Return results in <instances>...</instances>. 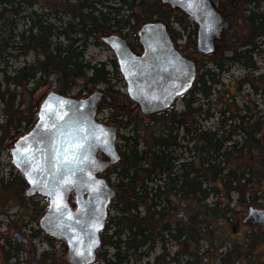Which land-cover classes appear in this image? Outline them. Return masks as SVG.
Here are the masks:
<instances>
[{
	"label": "trees",
	"instance_id": "trees-1",
	"mask_svg": "<svg viewBox=\"0 0 264 264\" xmlns=\"http://www.w3.org/2000/svg\"><path fill=\"white\" fill-rule=\"evenodd\" d=\"M41 1L48 4L36 12L34 8L40 0H0V103L4 106L0 122L1 148L4 142L8 145L33 124L40 105L34 95L49 86V79L54 74L60 77L58 88L62 96L68 95L79 83L88 91L102 85L107 93L118 95L111 84L112 73H117L114 61L111 62L112 71L107 69L108 63L92 65L84 61L88 44L101 46L102 36L113 30L122 32L129 28L136 32L140 20L155 16L168 24L173 19L180 33L191 29L185 14L166 13L156 6L157 0ZM46 8L55 16L63 13L75 20L74 36L66 43L58 41L62 32L47 20L48 13L42 11ZM223 9L230 23L234 22L237 27L241 23L245 30L244 40L239 44L234 42L227 53L211 59L212 69L198 77L181 112L164 116L165 120L157 130L135 122L131 137L120 135L121 164L114 170L117 195L111 207L115 215L106 221L99 264H138L144 255V245L152 243L149 249L154 250L156 242L161 253L152 264H202L201 242H205V254L210 253V256H216L215 252L223 246L219 240L208 236L210 223L198 221L201 211L209 218H216L210 212L220 205L213 202L209 206L208 199L224 192L226 213L231 212V193L236 192L239 201L244 199L242 189L250 183V175L254 172L250 166L254 152L258 153L259 170L264 178L261 145L264 114L254 118L253 123L245 122V116L238 119L231 116L225 124L221 120L214 129L201 130L198 126L197 118L211 117L210 108L204 110L199 102L209 103L214 86L219 84V74L236 64L254 71L253 57L260 54L257 42L264 44V0H220L219 10ZM17 19L23 20L25 26L19 32H15ZM177 37L182 38L178 33ZM29 53L35 54L32 63H24L10 72L7 70L10 61L24 59ZM259 81L260 86H254V90L261 89L264 96V81L261 78ZM224 112L219 110L221 115ZM190 117L191 123L188 122ZM122 118L114 119L112 127L127 128L131 122L124 123ZM183 126L185 135H191L185 136L184 140L190 139L193 143L192 147L185 146L186 152L195 159L177 166L174 165L176 150L172 148L176 149L177 137L172 133ZM226 126L228 130H224ZM161 177L165 179L162 184ZM24 186L19 175L10 173L7 179L0 177V195L13 188L16 201L20 203ZM180 211L190 215V224L176 219ZM168 241L174 244L173 254L166 249ZM46 242L52 246L51 240L46 239ZM11 243L10 240L6 242L10 248L5 252V264L22 252L18 244L12 247Z\"/></svg>",
	"mask_w": 264,
	"mask_h": 264
},
{
	"label": "water",
	"instance_id": "water-1",
	"mask_svg": "<svg viewBox=\"0 0 264 264\" xmlns=\"http://www.w3.org/2000/svg\"><path fill=\"white\" fill-rule=\"evenodd\" d=\"M161 1L178 8L198 25V44L204 53L212 51L213 40L228 27V23L215 11L220 0ZM139 37L142 44H145L151 37V27L144 26ZM103 43L115 53L122 74L125 75L128 70L131 72L135 86L129 89V93L136 95L135 100L142 106L146 105L144 110H149V113L165 109L169 104L161 105L160 101L158 107L150 105L147 93L153 92L154 100L158 101L163 100L165 93L171 89L179 88L173 98L181 96L190 88L191 75L177 77L181 71L178 63H174L172 68L168 60L160 61L159 56H155L157 65L149 64L144 58L134 59L126 42L115 35L105 37ZM174 57L178 55L175 53ZM127 59L133 60L130 66ZM58 78L56 74L50 77L52 90L57 88ZM102 96V93L96 91L88 100L71 101L53 93L48 94L38 107V118L31 133L20 139L11 150L12 164L28 185L26 196L36 193L50 195L51 206L41 220V228L55 240L65 241V260L68 264L94 262V252L99 244L98 233L106 218V207L115 197V190L96 180L95 176L100 169L94 158L88 156V153H93L94 144L97 139H101L100 135L105 136L107 144L113 141V130L95 134L96 129L102 128L94 124L92 108ZM84 106L87 108L85 112L81 109ZM45 138H49L50 145ZM48 147L52 149L49 159L52 162L60 160L58 169L47 160ZM109 157L110 163H114L112 152H109ZM71 186H74L80 199L88 194V201L82 203L79 213H71L68 208L67 197ZM249 212L250 217L254 216L255 228L258 224L264 225V211L249 208ZM178 219L186 222L183 213ZM13 239L31 254L28 239L19 231L14 233ZM31 264H37L34 258ZM214 264L222 262L218 259ZM235 264L242 263L237 261Z\"/></svg>",
	"mask_w": 264,
	"mask_h": 264
},
{
	"label": "rangeland",
	"instance_id": "rangeland-1",
	"mask_svg": "<svg viewBox=\"0 0 264 264\" xmlns=\"http://www.w3.org/2000/svg\"><path fill=\"white\" fill-rule=\"evenodd\" d=\"M48 3L45 1H40L38 6H35L34 10L36 12H40L42 7L46 6ZM44 13H48L47 20L55 25L56 28L60 29L62 32L58 38V41L66 43V41L74 36V29L76 22L75 20L67 14L58 13L56 16L50 12L48 8L42 10ZM122 14L126 15V12L123 11ZM15 32H19L21 29L25 28L23 20H18L16 22ZM231 25V36L234 39V42L240 43L244 40L245 30L241 23L239 26H235L234 22L230 23ZM177 27V26H176ZM258 50L260 51L259 55H254L253 62L255 64L256 69L245 70L240 65H230L228 67V71L219 74V84L214 86L212 90V97L209 99V103L206 101H200L199 104L203 105V109L207 110L210 108L209 113L211 114L210 119L207 121L203 120V116L197 118L198 126L201 127L202 130L214 129L218 126L219 122L224 119L226 120L228 117L237 116L238 117H248L245 118V122L249 121V123L254 122V118L264 114V96L261 95V89L258 92H254L252 85L249 82L243 81L244 79L252 80L254 78H258L259 76L264 77V44L260 41L257 42ZM179 47L183 50L187 43H185V35H183L182 39L178 41ZM188 52H190L191 48H185ZM225 51V50H224ZM222 50L218 53V57L223 55ZM194 56V55H191ZM112 57L111 52L104 46L96 47L93 44H88L84 50L83 59L86 62H90V64H97L102 62H107ZM35 60V54L29 53L26 58L13 60L8 63L7 70L10 72L15 68H19L24 65V63L29 64ZM201 61V59H199ZM204 64L201 61L199 67V74L204 71L205 68L212 69L210 66V60L207 59ZM2 66L0 65V68ZM216 72V71H214ZM1 80V75H0ZM49 86L46 89L40 90L34 95V99L38 100V103H41L44 97L49 94L52 89V82L49 79ZM111 84H115V90H117L120 95H123L125 89L123 87V83L121 82L120 76L114 75L111 79ZM260 81H254V86L259 87ZM262 86V85H261ZM100 90H103L102 85H98ZM261 88V87H260ZM96 89L86 90L81 83L78 84L74 89H72L69 96L77 97L92 94ZM214 91V92H213ZM220 98L222 99L221 102ZM224 102V103H223ZM221 103V105L219 104ZM127 100L119 97L117 100H114L109 103H103L101 106V117L106 120L108 119L111 124L114 119L119 120V116L122 115L123 108L126 106ZM219 104V105H218ZM217 106V107H215ZM178 109H182L181 101L178 103ZM219 110L225 111L224 116L219 113ZM3 111L4 106L0 103V122L3 119ZM236 120V119H235ZM130 119L126 116L123 117V122L128 123ZM237 121V120H236ZM230 122H226L229 124ZM237 123V122H233ZM130 125V126H129ZM133 127L132 122L126 127L116 129L117 135L124 137H131V129ZM156 129V128H155ZM228 130L226 126L224 130ZM25 132V130L23 131ZM22 132V133H23ZM264 133V129L262 134ZM236 138V137H234ZM7 143L4 142L3 147H0V177L7 179L10 173H14V170L11 166V158L7 149ZM121 145V141L118 139V144ZM262 150L264 151V140L261 142ZM254 156V160L250 163L252 170L254 171L250 175V183L242 189L245 191L244 199L239 201V195L234 192L230 194V203L229 209L231 212L225 211V203L227 202L226 196L224 192H220L218 196H212L208 199L207 204L212 206L213 202H216L220 205V208H213L210 212L214 218H209L206 212L201 211L198 213V221L202 224L208 222L210 223L209 234L210 238L215 239V241H220L224 246L223 250L229 253L227 259H233L232 264L238 260L244 264H262L264 260V233L262 232L259 236L255 233L249 232L247 229H242L239 231V234L232 233L231 227L234 225L235 219L242 216L243 213L247 214V210L249 207H252L257 210H264V178L259 170V161H258V153L254 152L252 154ZM111 181H114L113 174H111ZM114 202L111 203V207ZM47 205V201L42 198L36 197L29 200H24L20 203L16 201L15 193L13 188L10 191L2 193L0 195V264H5V252L9 251V246H7L6 242L10 240L12 243V247L17 242L13 239V235L16 231H19L24 236H27L30 242L31 254L25 252L24 247L19 245L22 248V252H20L16 258L11 259L7 264H31L32 258L37 262V264H62L65 262V252L61 245H55L52 243L50 247L46 242V238L44 235L38 230V218L41 212H38L39 209H43ZM179 213V212H178ZM177 213V214H178ZM181 213V211H180ZM186 216L189 218V214L184 212ZM115 215V211L113 208L109 209L108 219ZM179 221V220H178ZM39 232L40 234H37ZM32 235H36L35 238H32ZM166 249L168 252L173 254L175 252L174 244H171L170 241L166 244ZM207 246L205 242L200 243L199 254L202 255L200 262L204 264L207 259H210V262L218 260L221 258L222 248L218 250L216 256H210V253H206ZM111 253V249L108 251ZM11 253L15 255V252L11 250ZM44 253H47L46 257H42ZM161 253L160 246L156 248L153 252L151 258L158 256ZM217 258V259H213ZM144 261V260H143ZM66 263V262H65ZM142 264V262L138 263Z\"/></svg>",
	"mask_w": 264,
	"mask_h": 264
},
{
	"label": "flooded vegetation",
	"instance_id": "flooded-vegetation-1",
	"mask_svg": "<svg viewBox=\"0 0 264 264\" xmlns=\"http://www.w3.org/2000/svg\"><path fill=\"white\" fill-rule=\"evenodd\" d=\"M220 2V1H219ZM156 6L164 11V12H168V13H172V14H176V13H180L181 11L176 8V7H172L167 3H162L161 0H157V4ZM215 11L217 13V15H219L222 20L226 21L228 23V27L225 30H222L219 37L217 39H214L212 42V51L209 53H204L202 52V49H200L199 44H198V32H199V28L198 25L190 20L191 22V29H188L187 32H179V27L176 23H174L173 19L172 21L168 24L165 21H163V19L158 18L157 16L152 17L150 19H146V20H140L138 23V30L136 32H134L133 30H130L129 28H126V30H123L122 32H116V31H110L108 33H106L104 36H102V42L103 39L107 36L110 35H115L118 36L120 38H122L128 48L130 53L132 54V56H134V59H142L144 58V60L146 62H148L149 64H153V65H157L155 56H159L160 61H162L163 59L168 60V63L171 65V67L173 68L174 63H178V67L181 68L180 74L177 76L178 78H180V76H185V75H191V85L190 88L181 96H176L173 97V95H175L176 93H178V87H176L175 89H171L170 91H167L164 95L163 100H154V96H153V92H149L146 94V97L149 98V104L150 105H154L156 107L160 106L159 102H161V105H166L169 104L167 106V108L165 109H161V110H156L154 112L149 113V110H144L146 107V105L142 106L139 102H137L135 99L137 98L136 95H131L129 93V89H131L133 86H135L134 84V79L132 77L131 72L128 70L126 72L125 75L122 74L120 67H119V60L116 57L115 53L110 49V47L104 45L112 54V57L107 61V62H102V63H108L109 66L107 67V69L109 71H112V67H111V62L114 61L116 68H117V73H112V77L114 75L120 76L121 82L123 83V87L125 89L123 95H120V93L115 90V84L114 85V90L118 92V95L115 94H111V93H107L103 87V90H99L100 93L103 94V96L101 97V99L95 104V106L91 109L93 111L94 117H93V122L95 125H97L98 127L102 128V129H96L95 130V134H99V133H103L105 132V130H113V141L111 144H107L105 136H101V139H97V142L94 144V148H93V153H88V156L93 157L95 162L98 164L100 171L97 172L95 178L97 181L100 182H104L107 184V186H109L111 189L115 190V197L117 195V191H116V184H117V178H116V173H114V170L118 167V165L121 164V145H117L118 144V139L120 140V136L117 135V131L114 127H112L111 122L107 119V120H103V118L101 117L100 113H101V106L102 104L105 102L109 103L112 102L114 100H117L119 97L124 98L125 100H127V104L126 106L123 108L122 111V115H120L118 118L119 120L122 117H128L130 119V122H132V124L139 123L142 125V127H148V128H157L159 127V125L165 120V117L167 114H170L172 112L175 113H179L184 109V102H185V98H188V94H190L192 92V90L194 89V85L196 80L198 79V77L205 71L208 70L209 68H205L204 71L202 73L199 74V67L201 64V61L204 62V64L206 63L205 61L207 59L210 60V66L211 65V59L215 56L218 55L219 52H221L222 50L224 51V53H227L228 50H230L232 48V44H234V39L231 38V36H229L228 34H231L230 32H232V28L230 25V22L228 21L227 17H226V13L225 10H219V3L217 5V7H215ZM183 13V12H181ZM184 14V13H183ZM150 26L151 27V37L150 39L145 43L142 44L141 40H140V33L142 31V28L144 26ZM177 26V27H176ZM177 33L181 35V37H183V35H185V43H187V45L185 46V48H191L190 52H188L187 54V50L184 48V50L179 47L178 41L181 39H178L177 37ZM191 35L190 39L188 38V35ZM103 45V44H102ZM101 45V46H102ZM100 47V46H97ZM177 54L178 57L175 58L174 54ZM222 53V54H224ZM194 55V56H191ZM201 59V61L199 60ZM127 64L128 66H130L133 63L132 59H127ZM203 66V65H202ZM177 67V68H178ZM178 68V70H179ZM60 78V77H59ZM59 78H58V86L56 89L52 90L50 93H53L55 96H58L60 98H67L70 99L71 101H77V100H88L92 97V94H90L89 96L87 95H83L80 96L79 98L77 97H73V96H62L60 94L59 91ZM261 78V81H264V77L263 76H259L258 78H254L252 80L249 79H244L243 81L245 82H249L253 85V91L254 90V81H258ZM112 79V78H111ZM52 89V88H51ZM49 93V94H50ZM257 93V92H256ZM48 95V94H47ZM46 95V96H47ZM45 96V97H46ZM44 97V98H45ZM44 100V99H43ZM141 100L144 101V99L141 98ZM221 98H220V102H221ZM181 101L182 103V109H178V103ZM224 103V102H223ZM81 109L83 110V112H85V110L87 109L86 106L81 107ZM90 110V111H91ZM88 112V114H90L91 112ZM87 114V115H88ZM224 116V115H223ZM38 118V113L36 114L35 120L33 122V124L30 125V127L25 130V132L21 133L20 135H18L14 140H12L8 145H7V149L11 158V166L14 170V175H19L23 181H24V188L22 189V197L25 200H29L32 198H42L43 200L47 201V205L43 208V209H37L38 212L42 213L40 214L39 218H38V230L41 231V233L44 235V237L46 239L51 240L52 243H54L55 245H61L63 247V250L65 252V257H66V250H67V244L65 243V241H57L55 240L52 236L47 235L45 232H43L42 228H41V220L43 219V217L46 215V213L48 212L50 206H51V197L49 194H47V196L44 195H40L38 193L32 195V196H26L25 192L28 189V185L26 184L23 176L21 175L20 171L13 166L12 164V155H11V150L14 148V145L20 140V139H24L25 136H28L32 129L34 128L35 124H36V120ZM247 118V117H245ZM188 122H192L191 121V117L188 118ZM207 119H210L209 117H204L203 120L207 121ZM123 120V118H122ZM224 122L223 124H225V120L222 119ZM129 122V121H128ZM200 127V126H199ZM221 127V126H220ZM191 128V127H190ZM201 129V127H200ZM202 130V129H201ZM206 130V129H204ZM184 131V126L180 128L179 131H174L172 133V135L174 136L176 134V149L174 147L173 150H176V153H174L175 158H177L176 161H174V165L180 166L181 163H184L186 161H192L195 159L194 158H190L189 157V153L186 152V145L192 147L193 143L190 141V139H186L184 140V137L187 136L189 138V136L191 137V135H185ZM46 142H49L48 145H50V141L49 138H45ZM47 160L49 162H51L57 169H58V165L60 160H53V162L51 161V159H49V156H51L52 153V149L51 148H47ZM109 152H112V154L115 156V162L114 163H110V157H109ZM180 159V160H179ZM179 160V161H178ZM180 163V164H179ZM111 174H113L114 177V181H111ZM165 177V176H163ZM163 177H161V184L163 183V181L165 180ZM115 197L113 199L110 200L109 204L106 207V218L103 222V226L101 228V230L98 233V240H99V244L98 247L96 248L95 252H94V257L95 260L94 262L90 263V264H99L102 261L101 258V252H102V235L103 232L105 230V226H106V221L108 219V214H109V209L111 208V203L113 202V200L115 199ZM88 201V194H85L84 197H82L80 199V197H78L77 192L74 190V186L70 187V191L68 193V197H67V204H68V208L69 211L71 213H79L78 210H82V203L87 202ZM252 208V207H249ZM249 208L247 210V214L243 213L242 216L238 217L237 219H235L234 221V225L231 227V231L232 233L235 234H239L238 232L241 231L242 229H247L249 232L254 233L259 236L262 232L264 233V225L262 224H258V226H256V228L254 227V216L250 217V212H249ZM254 210V208H252ZM257 210V209H255ZM258 211H264V210H258ZM81 213V212H80ZM187 220L186 222H182L183 224H190L191 218L189 215V218L186 217ZM176 219L178 220V216L176 217ZM153 244L152 243H146L144 245L143 248V258L141 260L142 264H152L154 262V258H151L153 252L155 251L156 248H159V244L158 242H156L155 248L154 250H150L149 247H152ZM224 246H222V253H221V258H219V260H221L222 264H232L231 262L233 261V259H227V257L229 256V253L225 250H223ZM213 259H217V258H213ZM144 260V261H143ZM216 261V260H215ZM210 262V259H207L204 264H214V262ZM238 260H236L233 264H235ZM66 262V260H65ZM64 262V263H65ZM242 263V262H241ZM65 264H68L67 262ZM244 264V263H242Z\"/></svg>",
	"mask_w": 264,
	"mask_h": 264
},
{
	"label": "bare ground",
	"instance_id": "bare-ground-1",
	"mask_svg": "<svg viewBox=\"0 0 264 264\" xmlns=\"http://www.w3.org/2000/svg\"><path fill=\"white\" fill-rule=\"evenodd\" d=\"M181 213H183V212H181ZM181 213H179V215H180ZM183 214H184V213H183ZM179 215H178V216H179ZM184 215H185V214H184ZM185 217H187V216L185 215ZM178 220H179V219H178ZM186 220H187V218H186ZM180 221H181V220H180ZM182 222H183V221H182ZM184 223H185V222H184Z\"/></svg>",
	"mask_w": 264,
	"mask_h": 264
}]
</instances>
